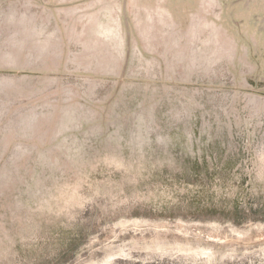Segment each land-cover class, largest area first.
<instances>
[{"label":"rangeland","instance_id":"obj_1","mask_svg":"<svg viewBox=\"0 0 264 264\" xmlns=\"http://www.w3.org/2000/svg\"><path fill=\"white\" fill-rule=\"evenodd\" d=\"M0 264H264V0H0Z\"/></svg>","mask_w":264,"mask_h":264}]
</instances>
